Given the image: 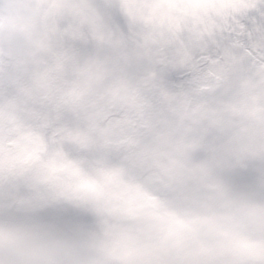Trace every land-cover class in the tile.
<instances>
[{"label":"clouds","instance_id":"9594fccd","mask_svg":"<svg viewBox=\"0 0 264 264\" xmlns=\"http://www.w3.org/2000/svg\"><path fill=\"white\" fill-rule=\"evenodd\" d=\"M0 264H264V0H0Z\"/></svg>","mask_w":264,"mask_h":264}]
</instances>
